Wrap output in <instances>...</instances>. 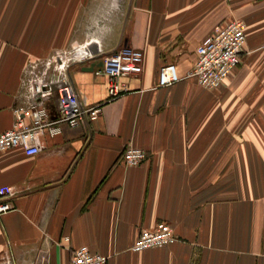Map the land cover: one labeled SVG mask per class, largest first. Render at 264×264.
<instances>
[{
    "label": "crops",
    "instance_id": "1",
    "mask_svg": "<svg viewBox=\"0 0 264 264\" xmlns=\"http://www.w3.org/2000/svg\"><path fill=\"white\" fill-rule=\"evenodd\" d=\"M234 18L246 39L225 82L158 86L164 62L184 75L197 45ZM80 44L96 56L67 73L81 102L101 111L44 131L34 155L0 153V186L14 190L0 215V264H69L81 245L108 264H264V0H0V132L29 102L30 62ZM123 44L143 61L111 98L95 70ZM57 101L45 100L50 118ZM127 146L147 159L124 164ZM160 222L176 240L132 250Z\"/></svg>",
    "mask_w": 264,
    "mask_h": 264
},
{
    "label": "built area",
    "instance_id": "2",
    "mask_svg": "<svg viewBox=\"0 0 264 264\" xmlns=\"http://www.w3.org/2000/svg\"><path fill=\"white\" fill-rule=\"evenodd\" d=\"M245 27V22L236 18L216 27L197 45L196 60L184 75L179 73L176 63L164 62L159 68L158 86H168L191 77L202 88L213 89L221 85L241 62ZM95 56L88 44H80L69 50L53 52L44 60L30 62L25 76L29 102L15 109L14 124L0 132V153L21 147L26 154L34 155L40 148L38 137L44 131L54 136L61 133L63 123L78 127L98 117L101 105H84L67 73L71 63L86 62ZM100 59L101 64L95 72L108 77V93L112 98L126 90L120 81L124 74L132 75L140 71L143 52L123 44L112 52L102 54ZM53 96L58 100L57 116L50 118L45 100ZM147 157L145 149L135 146H127L121 154L123 163L131 166L142 163ZM13 191L9 185L0 186V215L13 209ZM172 229L166 222H160L154 228H144L131 248L140 251L174 242L176 236ZM69 264H108V259L101 253L91 251L87 245H81L73 249Z\"/></svg>",
    "mask_w": 264,
    "mask_h": 264
},
{
    "label": "water",
    "instance_id": "3",
    "mask_svg": "<svg viewBox=\"0 0 264 264\" xmlns=\"http://www.w3.org/2000/svg\"><path fill=\"white\" fill-rule=\"evenodd\" d=\"M91 69V68H90Z\"/></svg>",
    "mask_w": 264,
    "mask_h": 264
}]
</instances>
